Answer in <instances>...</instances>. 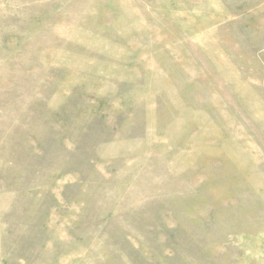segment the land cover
Returning a JSON list of instances; mask_svg holds the SVG:
<instances>
[{
  "label": "rangeland",
  "instance_id": "374dc122",
  "mask_svg": "<svg viewBox=\"0 0 264 264\" xmlns=\"http://www.w3.org/2000/svg\"><path fill=\"white\" fill-rule=\"evenodd\" d=\"M0 264H264V0H0Z\"/></svg>",
  "mask_w": 264,
  "mask_h": 264
}]
</instances>
